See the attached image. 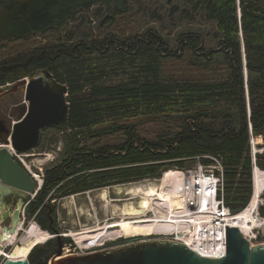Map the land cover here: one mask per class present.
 I'll return each instance as SVG.
<instances>
[{
	"label": "trees",
	"instance_id": "trees-1",
	"mask_svg": "<svg viewBox=\"0 0 264 264\" xmlns=\"http://www.w3.org/2000/svg\"><path fill=\"white\" fill-rule=\"evenodd\" d=\"M184 1L215 23L219 49L210 52L206 64L215 55H223L230 69L226 81L165 78L164 56L160 55L164 43L159 49L161 40L154 34L125 42L114 36L79 34L70 28L95 8L106 11V22L114 23L130 10L132 0H0V49L12 42L55 36L0 59V86L33 77L44 68L68 86V117L53 126L64 131V149L61 159L43 173L37 195L42 202L54 205L58 197L158 179L168 170L192 169L195 161L216 165L217 159L223 166V172L215 170L217 175L223 174L219 197L232 214L247 207L253 192L251 136L262 137L264 147V0ZM183 43L195 55L205 50L198 35ZM129 66L135 71L123 69ZM223 101L234 108L225 110L220 126L211 117L212 109L198 108L203 103L214 108ZM140 114L166 116L164 122L175 129L161 132L157 138L143 137L139 121L128 120ZM110 137H120L123 142H101ZM255 157V164L264 170V151ZM261 198L258 212L264 217V192ZM48 210L46 206V212L35 220L55 233L49 223L57 213L49 215ZM63 243L72 241L63 237ZM57 249L56 237L36 245L28 255L29 264H48Z\"/></svg>",
	"mask_w": 264,
	"mask_h": 264
},
{
	"label": "rangeland",
	"instance_id": "rangeland-1",
	"mask_svg": "<svg viewBox=\"0 0 264 264\" xmlns=\"http://www.w3.org/2000/svg\"><path fill=\"white\" fill-rule=\"evenodd\" d=\"M106 21V11L103 12L102 9L95 8L92 11L82 14L81 18L71 24L70 28L73 31H77L79 34L91 33L94 37L98 38L114 36L120 39V41L125 42L135 40V37L143 39L149 33L154 34L161 40L159 45L164 43V48L161 50L162 52H160V55L164 56L162 60V74L168 79L213 83L226 81L230 74V69L227 68L224 57L221 54L215 55L212 60L208 61L209 64H206L210 52L215 53L219 49L218 40L214 36L216 25L208 21L201 11H193L191 5L184 0H132L131 8L128 12L118 16L114 20V23H108ZM191 35H198L202 45L205 47V50L199 53L200 55H195L194 51L190 50L188 47L186 48V44L183 43ZM53 37L55 36L49 35L46 36V38L41 36L28 41L12 42L0 49V59L10 52L14 53L15 51L27 50L30 47L46 41V39L51 40ZM158 47L160 49L161 45ZM175 53H177V55H175ZM123 69H127L125 71L129 72L135 71V69L130 66L129 68ZM115 81H118V79ZM14 83H7L3 88H9L10 85ZM15 102H18L16 106L14 105ZM246 103L247 114H249L247 93ZM198 108L206 111L212 109L211 117H213L220 126L222 117L226 115L225 110L233 109L234 106L231 102L223 101L214 108H212V105L204 103L200 104ZM26 110L27 102L25 101L22 91L7 95L0 99V113L6 116L12 123L13 121L20 120ZM149 118L154 120H148ZM128 120L139 121L138 130L140 134L146 138H157L159 133L164 131L170 132L175 129V126L172 125L168 127V123L164 122L167 120L166 116L149 117L146 114H140ZM63 133L64 131H60L54 127L44 129L38 147L27 153L19 154L17 158L21 160L26 168L32 171V173H35L33 174L34 176L40 179L43 178V173H45L46 168L61 159V154L64 149ZM252 137L253 136H251V143ZM105 141L109 143H120L123 142V139L120 137H110L107 140H101V142ZM252 149L253 152L255 150V152L264 151L263 139L261 137H254ZM193 166L194 168L184 170V172L187 173L198 170L200 163L195 161ZM219 167L220 165L217 164V166H206L205 168L212 174L213 170H218ZM157 181H159V179H144L138 182L89 190L63 198L58 197L57 200L53 202L57 205V222L59 223V228L62 232L72 236H69L72 243L75 244L74 239H76L81 246L90 243L93 244L90 246L95 247V245H101L98 243H102L103 241H111L112 239L121 237L122 235H118L116 232L112 235L111 233H106L112 232L116 230V228L102 230H98V228L110 226L117 220L129 217L127 215L122 216L121 208H123L125 204L128 206L132 203L137 206V200H139L140 197L132 199L134 194H128V188L138 186L139 183L146 185L150 182ZM104 190L106 191L104 192ZM104 194L107 195V198H104ZM149 215L151 214L149 213ZM32 223H35L33 217L29 219L28 225L23 227L25 232ZM1 225V227H3L7 225V223H1ZM39 229L51 234L48 240L53 239V235L56 234L42 227H39ZM105 230L106 232H104ZM75 233L80 234L77 236ZM79 236L83 238L91 236L97 237L91 241H88L91 239L90 238L85 242H79L77 238ZM248 238L253 245L264 242V218L262 223L254 229L252 235ZM44 243L45 242L42 244ZM12 248L13 246H8L5 250L9 253ZM2 261L3 257L0 259V264H2Z\"/></svg>",
	"mask_w": 264,
	"mask_h": 264
},
{
	"label": "water",
	"instance_id": "water-1",
	"mask_svg": "<svg viewBox=\"0 0 264 264\" xmlns=\"http://www.w3.org/2000/svg\"><path fill=\"white\" fill-rule=\"evenodd\" d=\"M244 60L246 62V58ZM247 87L246 84L248 92ZM18 91L24 94L27 110L20 120L11 124L4 140H0V209L7 206L5 198L11 199L15 207L11 223L3 227L0 223V228L13 234L20 230V224L27 226L20 214L24 212L28 216L31 213L35 203L31 198L37 197L43 184L14 158L13 152L24 154L35 150L42 131L61 125L70 109L67 84L58 81L49 69H41L37 75L20 79L9 88H0V99ZM250 130L252 132L251 121ZM253 162L251 199L254 195L255 156ZM262 202L261 199L260 204ZM9 214L7 210L2 219L9 218ZM226 232L227 252L220 258L202 256L184 242L162 237H144L62 257L63 237L59 235L57 252L48 264H264V242L253 245L238 227L227 226ZM3 264H29V260L7 258Z\"/></svg>",
	"mask_w": 264,
	"mask_h": 264
},
{
	"label": "bare ground",
	"instance_id": "bare-ground-1",
	"mask_svg": "<svg viewBox=\"0 0 264 264\" xmlns=\"http://www.w3.org/2000/svg\"><path fill=\"white\" fill-rule=\"evenodd\" d=\"M36 178L37 181L42 182V178ZM158 179L157 182H150L146 185L139 183L138 186L128 188L127 193L134 194L132 199L140 197L137 200L138 203L136 202L137 206L134 203L128 206L125 204L121 208L122 216L127 215L128 218L122 217V220H117L110 226L100 227L98 230L116 228L112 232H106V230L104 232L111 233V235L116 232L118 235L126 237L153 234H156L153 235L155 237H164L163 234H176L178 237L184 238L185 243L200 255L211 257L202 254L203 249L196 247L204 245L203 240L207 239L211 232H223V222H226L227 226L238 227L248 238L263 221L264 217L259 216L258 208L261 195L264 192V170L257 165L254 171V195L247 207L236 214L225 211L216 220L214 217L217 215L215 205L210 206L213 199V186L210 180L203 178L205 185L202 186L193 173H185L182 170H168ZM193 191L204 195L202 196L203 208L200 213L191 212L194 207L188 204ZM106 194H104V198H107ZM207 204L209 207L206 206ZM207 208L209 210L206 211ZM140 214L142 216H132ZM221 221L222 223H220ZM205 222L210 224L204 225ZM19 229L14 234L9 231L3 232L0 229V246L3 247H0V256L6 254L8 259L25 260L37 244L46 242L51 237L50 233L40 230L36 223H32L26 232L21 224ZM79 234L75 233L77 236ZM95 237L97 236L84 238L79 236L77 238L79 242H85L90 238L88 241H91ZM90 245L93 244L88 243L83 246L91 247ZM5 246H13V248L7 253L4 250Z\"/></svg>",
	"mask_w": 264,
	"mask_h": 264
},
{
	"label": "built area",
	"instance_id": "built-area-1",
	"mask_svg": "<svg viewBox=\"0 0 264 264\" xmlns=\"http://www.w3.org/2000/svg\"><path fill=\"white\" fill-rule=\"evenodd\" d=\"M17 156L19 157V155L17 154ZM216 163L220 165V167L218 168V170H220L221 172H223V166L221 165V163L217 160ZM216 165H210V166H217ZM206 165H201L198 170L191 172L193 173V176L195 178H197V181L200 182V184L205 185L203 182H205L203 180V178L208 179L211 181L212 186H213V192H212V205H215V210L217 212V215H214L215 220L219 219L220 216L222 214L225 213V211L229 212V208L225 205L224 200L222 197H219V192L223 190V174L221 173V175H217L215 173V170H213V173H209L206 170ZM190 170V169H189ZM184 172V171H183ZM203 177V178H202ZM202 196L198 191L195 193V191H193L191 193V196L188 200V204H191L194 207V210L191 212L194 213H200V211L203 208V201H202ZM209 204H207L206 206H208ZM209 210L208 208L206 209V211ZM221 210V211H219ZM214 211V210H213ZM202 212V211H201ZM24 217V216H23ZM222 223V221L220 222ZM223 232H211L210 235H208V238L203 240L204 245L199 246L197 245L196 248H201L203 249V253L204 255H209L211 256V258H220L223 257L224 255H226L227 252V232H226V228L227 225H225L226 222H223ZM210 223L205 222L204 225H209ZM66 234V233H63ZM164 237L162 238H166V239H172V240H176V241H180V242H184L185 243V239L182 237H178L176 234L175 235H171V234H163ZM56 236V235H54ZM117 237L116 239H112L111 241H103L102 243H98L101 245H96L91 246V247H85V246H81L77 241H75L74 243H67L63 246L62 248V252L63 255H71V254H78V253H85L87 251L96 249L98 247H106L107 244L109 242H114L115 240H118ZM189 246V245H188ZM5 248H8V246H5ZM193 249V248H192ZM198 250V249H196ZM199 251V250H198ZM3 257V261L2 264L5 262L6 257L4 255L0 256V259Z\"/></svg>",
	"mask_w": 264,
	"mask_h": 264
},
{
	"label": "flooded vegetation",
	"instance_id": "flooded-vegetation-1",
	"mask_svg": "<svg viewBox=\"0 0 264 264\" xmlns=\"http://www.w3.org/2000/svg\"><path fill=\"white\" fill-rule=\"evenodd\" d=\"M4 86H0V88H3ZM6 89V88H5ZM19 92V91H18ZM15 93H17V92H15ZM15 93H12V94H15ZM12 94H8V95H12ZM7 96V95H6ZM5 97V96H4ZM3 97V98H4ZM2 99V98H1ZM18 104V102H15V106ZM11 121L10 120H8L7 119V117L6 116H4V115H2L1 113H0V140L2 141V140H4V136H5V134H6V132H7V130L10 128V126H11ZM35 199V203H34V205H33V207H32V209H31V213H32V211H34V210H36V212H35V214L33 215V216H30L31 215V213L28 215V216H26V215H24V217L22 216V212H21V214H20V217L21 218H23V219H25V222H26V225H28L27 223H28V221H29V219L31 218V217H33L34 219H35V217H37V219L39 220L40 218H41V216H42V213L45 211V207L47 206L48 207V211H47V213L49 214V215H51L52 214V212L53 211H55L56 213H57V205L54 203V205H50L49 203H48V201H44V202H42L41 200H40V198H34ZM4 203L7 205V206H4L3 208H1L0 209V223H7V225L6 226H8L10 223H11V221H12V218H13V215H14V211H15V207H14V203H12V200L11 199H7V198H5V200H4ZM12 204H13V206H12ZM51 209V210H50ZM7 210H9V212H10V214H9V218H7V219H2V214L3 213H5ZM46 212V211H45ZM37 222V221H36ZM38 223V222H37ZM49 225H50V227H52L53 229H55L58 233L59 232H62L61 230H60V228H59V223L57 222V218L56 219H54L53 218V216H51V218H50V223H49ZM39 227H41L40 225H39ZM47 231H49V230H47ZM50 232V231H49ZM64 244V243H63ZM109 245V244H108ZM107 245V246H108Z\"/></svg>",
	"mask_w": 264,
	"mask_h": 264
}]
</instances>
